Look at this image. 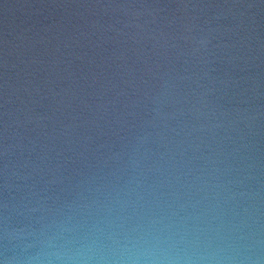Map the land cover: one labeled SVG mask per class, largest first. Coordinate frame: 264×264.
I'll return each mask as SVG.
<instances>
[{
	"label": "water",
	"instance_id": "water-1",
	"mask_svg": "<svg viewBox=\"0 0 264 264\" xmlns=\"http://www.w3.org/2000/svg\"><path fill=\"white\" fill-rule=\"evenodd\" d=\"M0 264H264V0H0Z\"/></svg>",
	"mask_w": 264,
	"mask_h": 264
}]
</instances>
